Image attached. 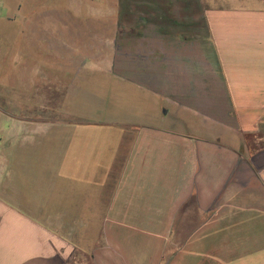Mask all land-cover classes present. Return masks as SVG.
I'll use <instances>...</instances> for the list:
<instances>
[{
	"label": "crops",
	"instance_id": "obj_1",
	"mask_svg": "<svg viewBox=\"0 0 264 264\" xmlns=\"http://www.w3.org/2000/svg\"><path fill=\"white\" fill-rule=\"evenodd\" d=\"M196 5L132 75L0 17V264H264V0Z\"/></svg>",
	"mask_w": 264,
	"mask_h": 264
},
{
	"label": "rangeland",
	"instance_id": "obj_2",
	"mask_svg": "<svg viewBox=\"0 0 264 264\" xmlns=\"http://www.w3.org/2000/svg\"><path fill=\"white\" fill-rule=\"evenodd\" d=\"M202 14L196 0H0L2 18L60 16L62 31L76 33L78 64L113 62L131 75L142 59L164 62L166 47L207 46ZM196 18L203 39L185 33Z\"/></svg>",
	"mask_w": 264,
	"mask_h": 264
}]
</instances>
